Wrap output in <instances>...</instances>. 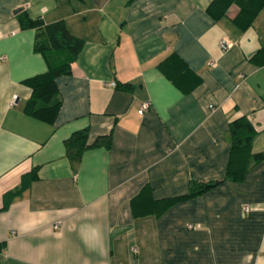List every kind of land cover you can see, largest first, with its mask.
<instances>
[{
	"label": "crops",
	"instance_id": "0c3cea01",
	"mask_svg": "<svg viewBox=\"0 0 264 264\" xmlns=\"http://www.w3.org/2000/svg\"><path fill=\"white\" fill-rule=\"evenodd\" d=\"M211 2L0 0V264H264V5L241 28ZM21 11L84 40L53 121L26 110L57 57ZM81 128L110 143L72 160Z\"/></svg>",
	"mask_w": 264,
	"mask_h": 264
},
{
	"label": "trees",
	"instance_id": "16d2710c",
	"mask_svg": "<svg viewBox=\"0 0 264 264\" xmlns=\"http://www.w3.org/2000/svg\"><path fill=\"white\" fill-rule=\"evenodd\" d=\"M232 2H236L239 5L240 9L234 20L241 28L250 25L264 5V0H212L207 10L213 18L217 19L225 14L227 7ZM18 19L21 27H34L40 30V37L36 41L38 49L44 52L49 49L55 51L54 55L57 60L49 63V69L46 72L24 79V82L32 88V95L26 102V110L32 115L47 121H53L60 105V101L55 99L57 93L55 77L60 72L69 71L70 62L81 50L84 40L72 33L63 19L45 22L41 17L34 18L29 16L26 11L19 12ZM251 59L257 62H264V47L255 52ZM166 66L172 71L175 70V73L179 75L182 74L184 62L180 61L178 63L173 54L165 59L164 67ZM87 135V128H81L74 131L64 140L66 154L70 159L76 160L80 158L83 151L90 146L102 143L109 145L110 143L109 137L103 135L89 143L87 142ZM216 183L217 180H200L189 194L201 192Z\"/></svg>",
	"mask_w": 264,
	"mask_h": 264
},
{
	"label": "built area",
	"instance_id": "2783aa9c",
	"mask_svg": "<svg viewBox=\"0 0 264 264\" xmlns=\"http://www.w3.org/2000/svg\"><path fill=\"white\" fill-rule=\"evenodd\" d=\"M218 45L223 50V49L228 48L231 45V43L228 40L221 38L218 42ZM114 83H115L114 81L111 82V84H114ZM148 106H149V100L142 101L138 109L139 112H143ZM244 209L248 210L249 209L248 205H245Z\"/></svg>",
	"mask_w": 264,
	"mask_h": 264
},
{
	"label": "water",
	"instance_id": "95a60500",
	"mask_svg": "<svg viewBox=\"0 0 264 264\" xmlns=\"http://www.w3.org/2000/svg\"><path fill=\"white\" fill-rule=\"evenodd\" d=\"M20 8H21V7H18V8H17V9H15L14 11L16 12V11H18Z\"/></svg>",
	"mask_w": 264,
	"mask_h": 264
}]
</instances>
